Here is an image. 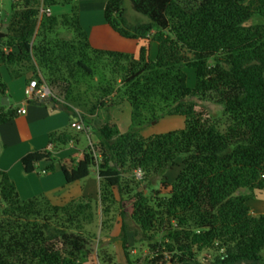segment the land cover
Returning <instances> with one entry per match:
<instances>
[{"label": "trees", "instance_id": "16d2710c", "mask_svg": "<svg viewBox=\"0 0 264 264\" xmlns=\"http://www.w3.org/2000/svg\"><path fill=\"white\" fill-rule=\"evenodd\" d=\"M40 3L11 0L9 19L0 25V66L11 77L30 71L28 81L55 87L62 98L51 94L43 101L84 127L89 123L72 103L87 80L94 79L88 82L95 90L90 111L126 100L131 124L121 133L110 115L96 119L98 154L90 144L55 157L57 149L78 143L79 137L67 128L51 131L48 148L20 158L24 171H33L41 161L47 163L45 171H52L56 161L65 182L72 183L96 168L100 232L112 229L118 212V239L127 264H133L130 229L152 248L147 264H212L197 258L204 249L214 250L213 262L264 264V213L253 214L248 205L254 191L264 189V0H199L195 6L130 0L134 11L146 17L133 23L126 18L124 0H107L105 22L120 36L138 40L136 55L91 46L74 0H42L49 7L68 5L69 11L39 17ZM254 14L263 22L245 25ZM61 29L72 36H60ZM186 68L195 72L193 86L187 84ZM5 91L0 73V94ZM206 96L218 105L217 117L197 109L191 99ZM17 112L0 108V123ZM165 114L183 116L184 127L147 138L138 134L143 121ZM178 157L181 167L173 181L161 182L166 194L156 189L146 195L142 185ZM125 201L131 203L132 228ZM0 202V264L89 261L88 238L96 236L86 229L95 219L90 196L61 204L43 194L22 199L1 170ZM160 233L163 239L153 244ZM97 257L98 264H116L106 246L98 247Z\"/></svg>", "mask_w": 264, "mask_h": 264}, {"label": "crops", "instance_id": "0c3cea01", "mask_svg": "<svg viewBox=\"0 0 264 264\" xmlns=\"http://www.w3.org/2000/svg\"><path fill=\"white\" fill-rule=\"evenodd\" d=\"M107 0H94L87 5H82L79 9V22L88 34V39L91 46L101 49L118 50L137 54L139 42L137 39L125 38L115 32L104 20L102 12ZM5 3V0H0V8ZM56 6H63L61 13H55ZM69 11L67 5H55L51 7L52 14H62ZM2 10H0V16ZM5 25L0 17V25ZM153 45V52L150 56L154 57L156 46ZM4 70L3 81L6 84L4 95L7 96V102L0 100V108L15 107L25 108L24 113H19L13 116L10 120L0 123V171H5L13 180L17 192L22 199H27L40 194L45 195L52 203L61 204L71 198H79L80 196H95L98 193V175L95 172L97 187L89 188L87 184L81 185L79 181L66 183L64 176L60 170L58 163L55 161L52 171H45L46 162H38L35 169L31 172H25L20 158L31 151L48 148L49 133L51 131H60L69 127V116L66 112L54 108L46 101L31 100L27 101L24 89L28 84L30 73L27 72L20 77H11L6 67L1 65ZM1 73V72H0ZM188 77V74H187ZM2 78V75H1ZM188 84V83H187ZM84 148V147H83ZM83 148L75 146L71 142L63 148H59L54 152L55 157L68 155L78 152ZM97 188V189H96ZM248 205L253 214L264 213V189L255 190L254 196L248 200ZM119 224L120 230V222ZM118 230L116 225L113 226L110 236H117ZM112 244L119 247V256L121 263L127 264L121 241L114 239ZM132 252H135L132 250Z\"/></svg>", "mask_w": 264, "mask_h": 264}, {"label": "rangeland", "instance_id": "374dc122", "mask_svg": "<svg viewBox=\"0 0 264 264\" xmlns=\"http://www.w3.org/2000/svg\"><path fill=\"white\" fill-rule=\"evenodd\" d=\"M91 1L94 0H74V3L78 10V16H79V9L82 7V5H87L91 3ZM178 2L185 6H195L199 0H178ZM10 6H11V0H5V3L3 6H1L2 14H1V20L4 21V23H7L9 19L10 14ZM68 6V5H67ZM124 7H125V15L127 20L130 23L135 22L136 20H146V17L137 13L134 11V9L131 7L130 0H124ZM64 9H67L63 6H56L54 8L55 13H61ZM103 15V12H102ZM263 18L259 14L252 15L249 20L246 21L245 25L255 24V23H262ZM2 30V28H1ZM60 36L70 38L72 36L71 32L68 30H60L59 31ZM156 46V45H155ZM154 48L150 46L149 51L153 52ZM154 52L152 53V55ZM4 69L0 68V72L2 75V80L5 81L6 78L4 77V72H2ZM188 77H187V83L189 86H193L195 82V72L192 68H186ZM30 76L31 72L29 71ZM88 82L94 83L96 82L94 79L93 81L87 80V82L80 88L79 93H77L76 99L72 104L77 111L78 114L83 116L85 120L89 123L88 127H84V130L82 132L77 131L76 129L72 127H68L72 133L78 134L79 142L75 143L76 147L83 148L86 145H92L94 148L95 154H98L96 152V143L98 141L97 135H96V126H95V120H105L107 115H110L111 119L116 125V128L119 132L123 133L126 132L130 127V118H131V107L128 104L126 100H124L120 105H117L111 109L104 108V107H98L94 112H91V104L94 102V94L95 90L91 87H89ZM49 87V86H48ZM50 93L52 95L57 94L62 98V95L59 94L58 90L55 87H49ZM4 96L1 97V101ZM7 97V96H5ZM196 103V108H206V111H210L214 115V117L218 116V105L214 103L212 98H209V96L206 97H194L191 98ZM110 110V111H109ZM110 113V114H109ZM184 127V118L181 115L178 114H172V115H160L156 119L151 120H145L143 123H141L137 127V132L140 136L147 138L155 134L165 133L168 131L173 130H179ZM65 147V146H64ZM63 148V147H62ZM181 167V157H178L175 159V161L171 164L170 167L165 169L163 172L157 174L156 176L152 177L150 180V183H144L142 185V189L146 195H149L152 190L159 189L161 192V195H165L167 192V188L164 187V185L161 184V182L170 183L175 178L176 174L178 173L179 169ZM96 169V168H95ZM94 167L91 168L89 175L86 177V179L82 180L80 182V186L87 184L89 188H95L97 187V181L95 177ZM136 179V175H134ZM139 180V179H138ZM97 189V188H96ZM141 189V187H140ZM241 192L247 191L246 189H240ZM93 199V207L95 211V219L94 221L86 226V229L89 230L91 233L95 234L96 236L92 239L88 238V244L87 248L90 251V256L88 258L89 261H87L85 264H98V257H97V249L103 248V246H106L109 251H111L115 256L116 264L121 263V259L123 257L119 256V247H115L112 242L114 239H118V234L120 232L119 230V223L120 222V216L119 213H115V221L114 225H116V228L118 230L117 236H110L109 233L111 230L103 234V232H100L99 228V221H100V204L98 199V193L95 196H90ZM1 202H0V214H1ZM124 212L126 213V222L129 224V226L132 228L134 226V223L130 221L129 213L131 211V203L130 201H125V205L123 207ZM113 225V226H114ZM113 228V227H112ZM141 234L139 233L137 236L134 237L133 231L130 229L127 231V237H128V246H129V254L131 259L133 260V264H147V259L151 257L152 255V248L149 247L148 243L146 241L140 240ZM163 239V235L160 233L159 235H154L152 239V243L159 242ZM100 241L99 245L98 242ZM134 250L135 252H132ZM215 257V252L212 249H204L201 252L197 254V258L203 262V263H209L212 262V264H223L219 262H213ZM234 264V263H232ZM235 264H256L254 262H247V261H239Z\"/></svg>", "mask_w": 264, "mask_h": 264}, {"label": "built area", "instance_id": "2783aa9c", "mask_svg": "<svg viewBox=\"0 0 264 264\" xmlns=\"http://www.w3.org/2000/svg\"><path fill=\"white\" fill-rule=\"evenodd\" d=\"M42 14H51V7L49 6H45L42 4V0L39 6V17ZM24 94L25 97L27 99V101H31V100H41L43 98H47L51 95L49 87L47 86L46 83L42 82V83H38L36 79H32L28 81V84L26 85L25 89H24ZM18 112L19 113H24L25 112V108L21 107L18 108ZM70 127L76 129V130H84V125L83 123L74 118L71 122H70ZM141 171L139 169H137L135 171V175L136 177L140 178L141 177Z\"/></svg>", "mask_w": 264, "mask_h": 264}, {"label": "water", "instance_id": "95a60500", "mask_svg": "<svg viewBox=\"0 0 264 264\" xmlns=\"http://www.w3.org/2000/svg\"><path fill=\"white\" fill-rule=\"evenodd\" d=\"M2 101H3L4 103H6V102H7V98L4 96L3 99H2Z\"/></svg>", "mask_w": 264, "mask_h": 264}]
</instances>
